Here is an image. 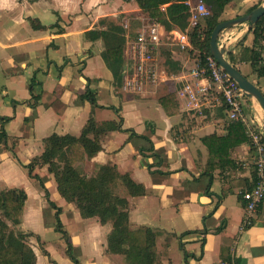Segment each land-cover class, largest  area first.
<instances>
[{"label": "crops", "instance_id": "crops-1", "mask_svg": "<svg viewBox=\"0 0 264 264\" xmlns=\"http://www.w3.org/2000/svg\"><path fill=\"white\" fill-rule=\"evenodd\" d=\"M200 1L205 4L185 0L189 18L190 9ZM263 3L231 0L221 19L244 15ZM129 14L147 17L136 0H0V73L6 80L0 91V128L2 118L9 117L5 122L8 138L16 143L11 151L0 144V181L5 184L0 190L22 188L28 195L18 228L35 234L29 237V245L36 264L74 262L62 234L63 239L56 242L45 238L55 229L56 209L23 164L42 154L44 139L53 133L80 136L91 116L98 123L122 120V128L104 132L102 149L81 164L91 169L89 175L103 165L115 164L144 187L145 194L131 195L121 183L127 190L122 193L117 183L115 192L129 202L131 229L157 231L158 264H264V201L254 223L243 228L242 192L256 179L257 159L244 123L247 140L230 147L224 166L208 167L211 156L204 137L227 135L236 120L229 117L218 84L190 73L201 52L192 43L182 49L178 34L191 32L194 26L189 22L186 29L167 30L159 22L163 32L159 82L132 94L115 84L103 57L105 40L85 36L89 30L121 28L120 21ZM30 19L45 28H34ZM205 20L201 19V26ZM253 27L245 22L225 29L219 45L226 47L228 60L229 52L237 58L236 64L229 61L264 93V76H258L250 61L241 60L243 47L256 48L264 60V32L257 43ZM123 59L124 70V55ZM31 84L39 96L34 107L29 102L33 101ZM201 87L208 88L207 96L197 103L193 95L200 96ZM87 89L95 96L96 106L83 99ZM167 94L175 96L179 107L172 115L160 102ZM245 104L248 118L257 125L264 123L256 101L247 98ZM34 173L44 179L50 200L62 209L60 219L79 264H126L124 255L107 251L111 222L86 217L67 201L47 166L37 165Z\"/></svg>", "mask_w": 264, "mask_h": 264}, {"label": "trees", "instance_id": "trees-1", "mask_svg": "<svg viewBox=\"0 0 264 264\" xmlns=\"http://www.w3.org/2000/svg\"><path fill=\"white\" fill-rule=\"evenodd\" d=\"M203 1L212 14L206 18L205 26L193 27L190 32V41L201 51L200 56L205 58L211 54V33L220 21L225 20L221 19V16L231 0ZM136 2L147 17L162 23L167 30L173 27L181 29L188 27L189 6L185 0H136ZM166 3L168 5L163 9L162 6ZM257 6L249 9L248 13ZM30 22L34 28H45L35 19H30ZM253 31L255 41L258 43L264 32V16L254 25ZM85 36L92 41L100 38L105 40L106 48L103 51V57L113 72L115 84L122 86L124 39L112 30H89ZM202 37L204 38L202 39ZM242 53L241 60L250 61L258 76H264V60L261 59L259 51L254 47H243ZM228 58L233 64L238 61L230 52ZM30 91L33 101L31 99L29 102L34 107L39 96L34 95L32 84ZM83 99L90 101L94 106L97 105L95 96L88 89L84 93ZM160 102L167 114L177 113L179 107L173 94L162 96ZM8 120L9 117L2 118L0 144H7L8 142L9 135L4 124ZM121 128L122 120L98 123L91 116L80 136L53 133L44 139L45 148L42 154L33 158L28 164H24L29 175L36 178L45 189L46 197L56 209L55 230L66 239L67 252L74 264H79V261L73 254V245L69 242V233L60 219L62 209L50 200L44 179L34 173L37 165L47 166L49 173L55 177L59 193L67 201L75 203L86 217H97L102 223H112L107 251L124 255L126 264H158L157 231L152 228L131 229L129 225V202L126 198L118 195L114 189V186L120 182L131 195H141L145 194L144 187L134 181L129 173L122 174L115 164L103 165L94 175L86 174L81 164L86 157H93L102 149L101 136L104 132ZM245 130L242 122L233 121L229 126L227 135L204 137L203 141L210 150L211 162L208 165L210 170L224 166V159L228 155L230 147L247 140L248 136ZM146 140L151 142L149 139ZM255 181L256 179L252 187ZM27 197L26 191L22 188L0 190V264H36V254L29 245V237L35 234L23 232L18 228L22 221ZM44 252L48 255L47 251ZM51 262L52 264H59L54 260Z\"/></svg>", "mask_w": 264, "mask_h": 264}, {"label": "built area", "instance_id": "built-area-1", "mask_svg": "<svg viewBox=\"0 0 264 264\" xmlns=\"http://www.w3.org/2000/svg\"><path fill=\"white\" fill-rule=\"evenodd\" d=\"M209 16H211V11L200 1L196 7L190 9L189 25L198 26L201 19H206ZM162 37L163 32L160 23L151 20L142 23L138 34L128 40L124 49L126 64L123 70V91L132 94L143 93L147 87L158 84ZM178 43L182 49L191 47L190 31L179 32ZM190 73L195 78L206 79L218 84L229 117L244 123L248 127L252 145L256 148V181L251 189L242 192L246 211L243 228H246L254 223L255 214L264 201V123L257 125L255 121L248 118L245 110V101L248 97L238 82L220 66L213 55H207L205 58L199 57L197 64L190 70ZM207 91V87H201L199 89L200 96L193 95V99L197 103L205 100Z\"/></svg>", "mask_w": 264, "mask_h": 264}, {"label": "water", "instance_id": "water-1", "mask_svg": "<svg viewBox=\"0 0 264 264\" xmlns=\"http://www.w3.org/2000/svg\"><path fill=\"white\" fill-rule=\"evenodd\" d=\"M264 16V3L254 8L249 13L235 18L220 21L213 29L210 37V53L215 57L220 66L234 78L245 92L246 96L259 103L264 114V93L262 90L245 76L226 57V47L218 43L219 35L224 29L232 28L238 24L248 22L250 26L255 25Z\"/></svg>", "mask_w": 264, "mask_h": 264}, {"label": "rangeland", "instance_id": "rangeland-1", "mask_svg": "<svg viewBox=\"0 0 264 264\" xmlns=\"http://www.w3.org/2000/svg\"><path fill=\"white\" fill-rule=\"evenodd\" d=\"M234 9H237V5H234V7H233ZM148 21H151V19L150 18H148V17H143V18H138V17H134V15L133 14H129L128 15V17H127V19L126 20H124L123 19V21H120V27L121 28H116V29H114L113 31L115 32V33H117L120 37H122L123 39H124V42H123V44L125 45V47H126V44H127V42H128V40H130V39H132V38H134V36H136V34H138V32H139V30H140V27H141V25H142V23H146V22H148ZM248 23V22H247ZM119 42V41H118ZM125 47H124V49H125ZM166 49L167 48H164L163 47V50H162V53L164 52V54L166 53ZM5 76H4V73H0V91H1V89L3 88V86H4V84H5ZM123 83V82H122ZM120 91V90H119ZM109 92V91H108ZM107 93V92H106ZM120 94H124L125 95V93H123L122 91H120ZM108 97V95H106V98ZM0 98H2V94L0 95ZM246 105V104H245ZM259 104H258V102L256 101V107H258V109L260 110L261 108H259L260 106H258ZM113 111V110H112ZM260 111H262V109L260 110ZM256 126V125H255ZM258 127V126H257ZM5 128H6V130L8 131V128L6 127V123H5ZM13 128V127H12ZM12 131H13V133H14V128L12 129ZM76 134H79V133H76ZM16 143H15V141L13 140V142L11 141V140H9V138H8V142H7V144H5L6 146H5V149H7V150H13V145H15ZM14 150H15V153H17V150L14 148ZM23 161H25L26 159H25V157L24 158H21ZM24 165V164H23ZM79 166V165H78ZM80 168H81V166H79ZM83 167V170H84V172L86 173V174H88L89 175V173L90 172H92L91 171V169H89V167H85V166H82ZM90 175H94V174H90ZM120 183V182H119ZM120 185H121V183H120ZM114 187H116V186H114ZM2 188H5V184H3L2 183V181H0V189H2ZM115 189V188H114ZM120 190L122 191V193H123V191H125V192H127V190H126V188L123 186V185H121V187H120ZM119 190V191H120ZM116 191V190H115ZM47 240H51V241H57V239H61L62 238V236H61V233L60 232H58V231H56L55 229L54 230H51V231H48V233L46 234V237H45ZM63 239V238H62ZM57 248V247H56Z\"/></svg>", "mask_w": 264, "mask_h": 264}, {"label": "bare ground", "instance_id": "bare-ground-1", "mask_svg": "<svg viewBox=\"0 0 264 264\" xmlns=\"http://www.w3.org/2000/svg\"><path fill=\"white\" fill-rule=\"evenodd\" d=\"M224 30H225V29H224ZM224 30H223V31H224ZM223 31H221V33H222ZM221 33H220V35H221ZM220 35H219V37H220ZM218 43H219V40H218ZM220 46H221V45H220ZM211 55H212V54H211ZM258 104H259V103H258ZM258 106H259V105H258ZM260 108H261V106H260Z\"/></svg>", "mask_w": 264, "mask_h": 264}]
</instances>
